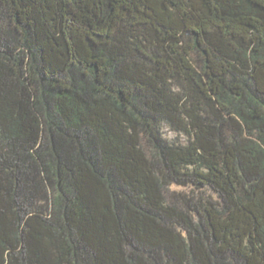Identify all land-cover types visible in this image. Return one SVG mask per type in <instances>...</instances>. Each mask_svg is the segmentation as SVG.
<instances>
[{"label":"trees","instance_id":"16d2710c","mask_svg":"<svg viewBox=\"0 0 264 264\" xmlns=\"http://www.w3.org/2000/svg\"><path fill=\"white\" fill-rule=\"evenodd\" d=\"M0 264H264V0H0Z\"/></svg>","mask_w":264,"mask_h":264},{"label":"rangeland","instance_id":"374dc122","mask_svg":"<svg viewBox=\"0 0 264 264\" xmlns=\"http://www.w3.org/2000/svg\"><path fill=\"white\" fill-rule=\"evenodd\" d=\"M168 134H169V136H171V137L176 136V134H175L174 132H170V131H168Z\"/></svg>","mask_w":264,"mask_h":264}]
</instances>
